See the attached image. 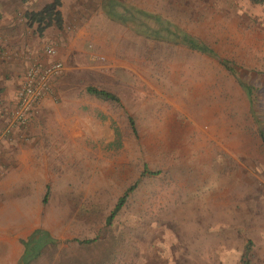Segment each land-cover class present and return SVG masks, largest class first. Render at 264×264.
Wrapping results in <instances>:
<instances>
[{
    "label": "rangeland",
    "instance_id": "374dc122",
    "mask_svg": "<svg viewBox=\"0 0 264 264\" xmlns=\"http://www.w3.org/2000/svg\"><path fill=\"white\" fill-rule=\"evenodd\" d=\"M61 1L63 29L45 45L64 72L0 144V236L47 232L30 264H241L247 246L249 263L264 264V0ZM46 3L0 0V13ZM141 12L214 56L166 31L147 37L158 25ZM222 61L252 87L259 124Z\"/></svg>",
    "mask_w": 264,
    "mask_h": 264
},
{
    "label": "crops",
    "instance_id": "0c3cea01",
    "mask_svg": "<svg viewBox=\"0 0 264 264\" xmlns=\"http://www.w3.org/2000/svg\"><path fill=\"white\" fill-rule=\"evenodd\" d=\"M20 11L12 13L3 7V13H0V144L20 132L21 128L10 125V112L15 107L17 92L30 63L35 60L47 62L43 50L45 46H51L45 45L49 40V29L44 36H38L26 26ZM48 97L44 98L43 104L48 102ZM24 240L0 236V264H19L24 255Z\"/></svg>",
    "mask_w": 264,
    "mask_h": 264
},
{
    "label": "trees",
    "instance_id": "16d2710c",
    "mask_svg": "<svg viewBox=\"0 0 264 264\" xmlns=\"http://www.w3.org/2000/svg\"><path fill=\"white\" fill-rule=\"evenodd\" d=\"M112 1H107V4L105 5L106 9V14L113 20L119 21L121 23H126L128 20L125 18L124 15L121 13H118L114 10ZM61 7H62V1L61 0H47V3L44 4L41 9L37 11H25L23 13V18L26 21V24L29 28L35 27V31L38 34V36L42 37L44 33L54 27L58 30L63 29L64 25V20L61 12ZM142 13V12H141ZM142 15L150 18L151 20L155 21L158 25L157 29H149L148 32L146 33V36L152 39H161L164 38L162 36V31H166V33L170 34L172 37L173 41L175 43H180L185 46H187L189 49L214 56V52L209 49L207 46H205L203 43L189 37L188 35H180L176 32H170L165 25L159 20L158 17L150 16L148 14L142 13ZM223 67L228 70L238 81L242 89H244L247 93V95L251 98V108H252V114L254 116L255 121L259 124L260 120L256 114L255 109V102L256 100L254 99L252 95V87L244 84V82L241 81V79L238 77V72L237 69L234 67V65L231 62L228 61H222L221 63ZM86 92L94 96L95 98L99 99L100 101L103 102H109V103H119V99L116 95L103 90V89H98L96 87L88 86L86 88ZM128 122L130 124V127L133 131L134 129V120L131 117H128ZM259 137L261 139V142L264 146V130L259 127L258 131ZM143 175V174H142ZM138 185V182H136L133 186L128 187L124 194L118 199L115 207L111 211L110 215L106 219V226H111L112 221L114 218L118 215V213L121 211L122 207L126 203L127 199L129 198V195L135 190L136 186ZM46 198V197H45ZM44 198V202H45ZM50 240V236L47 232L42 231V230H36L34 231L28 239L22 241V244L24 245V255L22 257V260L20 261L19 264H30L32 260L38 258L40 256V248H38L41 240ZM94 242V239H88L84 240L82 243L84 244H91ZM249 252V247L247 246L245 249V252L242 256V261L241 264H250L247 253Z\"/></svg>",
    "mask_w": 264,
    "mask_h": 264
},
{
    "label": "built area",
    "instance_id": "2783aa9c",
    "mask_svg": "<svg viewBox=\"0 0 264 264\" xmlns=\"http://www.w3.org/2000/svg\"><path fill=\"white\" fill-rule=\"evenodd\" d=\"M43 55L48 58L47 62L35 60L24 73L15 107L10 112L11 127L23 128L29 123L44 98L51 93L54 82L64 72V65L57 59L53 46H45Z\"/></svg>",
    "mask_w": 264,
    "mask_h": 264
}]
</instances>
